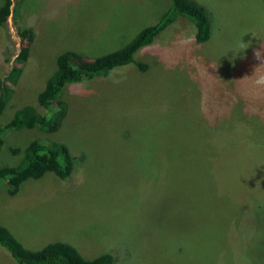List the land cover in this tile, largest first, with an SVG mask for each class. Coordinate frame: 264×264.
I'll return each instance as SVG.
<instances>
[{
  "label": "rangeland",
  "instance_id": "1",
  "mask_svg": "<svg viewBox=\"0 0 264 264\" xmlns=\"http://www.w3.org/2000/svg\"><path fill=\"white\" fill-rule=\"evenodd\" d=\"M191 1L210 14L206 42L196 44L192 24L176 16L134 53L144 71L127 63L67 84L55 131L3 134L0 166L16 165V149L33 138L62 142L73 156L64 179L45 172L13 195L0 182V225L23 246L63 241L85 258L110 253L111 264H264L255 212L264 179L253 177L264 159V69L253 73L256 84L244 70L250 59L264 62V0ZM167 6L10 0L0 25V121L23 105L42 111L35 96L59 53L115 51ZM0 264H17L1 246Z\"/></svg>",
  "mask_w": 264,
  "mask_h": 264
},
{
  "label": "trees",
  "instance_id": "2",
  "mask_svg": "<svg viewBox=\"0 0 264 264\" xmlns=\"http://www.w3.org/2000/svg\"><path fill=\"white\" fill-rule=\"evenodd\" d=\"M9 12L10 0H3L0 4V25L4 24ZM176 16L186 18L192 24L196 44L206 42L212 32L210 14L201 5L191 0H168L167 8L154 23L139 29L129 41L115 51L94 58L73 50L59 53L55 58V69L45 78L43 87L35 96V102L42 111L39 112L32 105H23L15 109L10 118L0 121V146L3 142V134L8 130L36 127L44 132L55 131L64 117L66 108L60 95L67 84L105 76L112 68L127 63H132L139 71H144L145 64L136 60L134 53L150 44ZM23 30L31 34L29 28H23ZM26 52V47L23 46L16 54L14 60L17 68L27 58ZM260 69H264V62L262 66H259L250 59L244 64V70L252 73L248 79L249 83L253 81L255 83L253 73ZM2 105L3 101L0 97V109ZM234 140L236 139L232 137L233 144ZM241 142L245 143L242 138ZM16 151L20 153L16 165L0 166V182L5 184L8 195L15 194L24 181L37 179L45 172L51 173L58 179H64L71 173L73 156L62 142L33 138ZM260 159L261 162L257 164L261 172H254L253 177L262 181L264 159ZM204 162L205 158L200 157L199 164L205 167ZM257 208L261 210L255 211L256 217L264 219V206L260 205ZM0 246L17 264H111L113 261L112 255L107 252L85 258L74 246L63 241L49 242L36 250L28 249L2 225H0Z\"/></svg>",
  "mask_w": 264,
  "mask_h": 264
},
{
  "label": "clouds",
  "instance_id": "3",
  "mask_svg": "<svg viewBox=\"0 0 264 264\" xmlns=\"http://www.w3.org/2000/svg\"><path fill=\"white\" fill-rule=\"evenodd\" d=\"M258 83H264V78H262Z\"/></svg>",
  "mask_w": 264,
  "mask_h": 264
}]
</instances>
